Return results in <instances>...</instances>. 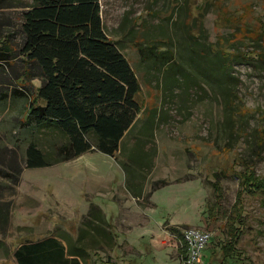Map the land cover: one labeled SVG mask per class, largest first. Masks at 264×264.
<instances>
[{
	"label": "rangeland",
	"instance_id": "obj_1",
	"mask_svg": "<svg viewBox=\"0 0 264 264\" xmlns=\"http://www.w3.org/2000/svg\"><path fill=\"white\" fill-rule=\"evenodd\" d=\"M30 2L0 0V51L5 52L0 59V92L15 93L0 98V169L21 168L16 184L0 176V189L12 186L0 191V201L12 202L6 227L0 225V264H14L12 251L25 240L57 236L65 245L74 240L90 202L105 212L115 243L108 249L88 247L84 264H184L183 243L169 232L170 226L181 235L185 227L209 231L197 264L211 262L220 254L212 250H218L225 237L223 215L239 187L234 174L242 169V161L251 163L256 174L264 172V144L255 145V136L264 137V61L259 58L264 52V0H99L104 30L138 78L141 119L155 110L152 133L157 153L144 178L145 190L155 180L168 181L152 194L155 205L138 209L130 220L118 216L117 201L133 197L126 189L122 162L130 166L136 156L147 159L139 144L131 149L137 136L127 135L114 157L92 150L57 164H23L29 141L54 150L65 140L55 128L23 123L27 93L40 83L39 68L19 53L20 15ZM198 5L204 10L202 17ZM187 13L197 16L189 30L202 31L195 41L185 31ZM142 35L151 44L175 49L170 68L153 69V60L149 65L141 60L135 41ZM199 42L244 57L219 74L222 68L215 56L192 54L189 44ZM174 76L179 80L173 81ZM139 126L137 122L132 132L139 133ZM134 175L141 179V174ZM217 179L222 196L209 215L207 208L215 200L211 184ZM244 208L251 229L242 234L238 248L248 264H264V204L244 196Z\"/></svg>",
	"mask_w": 264,
	"mask_h": 264
},
{
	"label": "trees",
	"instance_id": "obj_2",
	"mask_svg": "<svg viewBox=\"0 0 264 264\" xmlns=\"http://www.w3.org/2000/svg\"><path fill=\"white\" fill-rule=\"evenodd\" d=\"M198 6L201 9L199 16L202 17L204 10L201 5ZM187 17L190 20L183 23L187 27L185 31L190 40L195 41L203 36L202 31L199 28L196 33L191 32L189 26L197 20V16L187 13ZM20 18L22 42L19 53L40 71V84L27 93V114L23 123L55 128L65 138L54 150H44L34 141H29L22 158L24 166H47L91 150L114 157L121 151L124 132L134 127L132 122L141 111L136 97L140 86L117 42L110 39L104 30L99 0H31L21 11ZM144 37L142 35V39L135 41L141 60L148 65L153 60V69L165 71L170 68L176 56L175 49H163V46L151 44ZM212 44L193 43L189 44V49L192 54L210 53L212 57L215 56L222 68L219 74L225 72L231 62L244 57L241 52H231L223 47L212 48ZM5 49L11 51L6 45ZM260 52L259 58L264 61ZM3 53L0 51V59ZM261 53L264 55V52ZM178 76H174L173 81L179 80ZM14 94L13 91L0 92V98ZM154 112L151 111L139 130L144 137L137 136L130 145L135 150L139 144V152L147 155V159L136 156V162H128L130 166L122 162L128 179L126 189L141 206L150 205L151 193L168 184L165 179L155 180L147 191L143 184L144 178L147 179L151 173L157 153L152 133L156 122ZM262 144L264 137L255 136V145L261 147ZM241 164L242 169L234 174L239 187L233 203L223 215L225 237L218 250H212L214 254H220H215L208 264L250 263L238 248L242 234L251 229L244 208V196L256 198L260 204H264V172L262 175L256 174L252 164L247 161ZM11 170L0 169V176L16 184L21 168L19 165L12 166ZM136 173L141 174V179L134 175ZM211 185L215 200L207 208L209 215L217 205V199L222 196L220 181L217 179ZM4 187L12 189V186L4 185L0 191ZM11 207L12 202L0 201V225L3 229ZM82 225L74 240H67L66 245L57 236L20 242L12 251L14 264H84L88 247L108 249L114 245L115 234L98 204L89 203ZM167 229L179 236L183 243L180 253L182 260L186 246L180 230L173 226ZM88 236L91 238L87 243Z\"/></svg>",
	"mask_w": 264,
	"mask_h": 264
},
{
	"label": "built area",
	"instance_id": "obj_3",
	"mask_svg": "<svg viewBox=\"0 0 264 264\" xmlns=\"http://www.w3.org/2000/svg\"><path fill=\"white\" fill-rule=\"evenodd\" d=\"M210 232L207 230L185 227L182 230V238L186 249L182 261L184 264H197L202 255V251L210 239Z\"/></svg>",
	"mask_w": 264,
	"mask_h": 264
},
{
	"label": "crops",
	"instance_id": "obj_4",
	"mask_svg": "<svg viewBox=\"0 0 264 264\" xmlns=\"http://www.w3.org/2000/svg\"><path fill=\"white\" fill-rule=\"evenodd\" d=\"M39 81H40V76H39ZM40 84V83H39ZM142 111V110H141ZM141 111L139 112V113H137V115H136V117H135V119H134V121L132 122V123H134V127L130 130V131H125L124 132V138H126L127 137V135H129V136H138L139 135V133H135V132H132L133 131V129L135 128V124L137 123V122H139L140 123V126H139V128H137V131L139 132V130L141 129V127L143 126V123H144V121L146 120V119H148V117H150V115L149 116H147L146 118H144V119H141ZM141 119V120H140ZM155 119V118H154ZM139 120V121H138ZM92 151V150H91ZM55 164H57V163H55ZM54 164V165H55ZM170 184V183H169ZM165 186V185H164ZM163 187V186H162ZM157 190V189H156ZM156 190H154L152 193H151V195H150V197H149V200H150V202H151V204L149 205V207H152V206H154L155 205V203L150 199L151 198V196H152V194L156 191ZM125 200H126V202H125ZM124 201H121V200H119V201H117L118 202V207H119V217L120 218H122L123 220L124 219H128V220H130V219H133V218H135V216H136V214H138L139 212H138V209H142V208H144V206H141L139 203H137V201H136V198H134V197H132L131 199H125ZM132 201H134V203L135 204H133V203H131ZM130 203V205H128ZM133 206H135V208L133 209L132 207ZM102 209V208H101ZM105 213V212H104ZM58 238V237H57ZM59 239V238H58ZM60 240V239H59Z\"/></svg>",
	"mask_w": 264,
	"mask_h": 264
}]
</instances>
